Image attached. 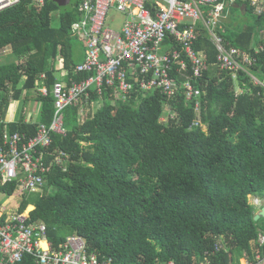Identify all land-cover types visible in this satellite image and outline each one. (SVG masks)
<instances>
[{"label": "trees", "instance_id": "1", "mask_svg": "<svg viewBox=\"0 0 264 264\" xmlns=\"http://www.w3.org/2000/svg\"><path fill=\"white\" fill-rule=\"evenodd\" d=\"M71 1L20 0L0 11V53L9 51L0 59V134L34 135L40 123L52 121L53 84L89 75L75 70L85 47L81 41L76 60L72 25L83 13L81 0ZM217 2L225 3L216 31L226 46L255 57L237 82L219 68L217 50L198 21L194 48L208 68L192 80L197 100H186L183 76L173 97L158 90H134L124 99L110 89L91 91L64 110L65 135H51L48 150L62 152L64 162L50 167L44 187L18 201L14 185L4 188L10 206L46 225L53 248L77 234L88 253L114 264H240L253 252L264 254V217L254 220L260 204L253 201L264 202V13L252 0ZM201 8L206 16L210 6ZM247 14L253 26L243 25ZM164 46L180 49L171 37ZM20 99L40 102L38 121L22 115L7 120L11 103ZM16 264L36 263L25 256Z\"/></svg>", "mask_w": 264, "mask_h": 264}, {"label": "built area", "instance_id": "2", "mask_svg": "<svg viewBox=\"0 0 264 264\" xmlns=\"http://www.w3.org/2000/svg\"><path fill=\"white\" fill-rule=\"evenodd\" d=\"M20 0H0V11ZM43 5L44 0H32ZM150 7H146V3ZM257 13H264V0H252ZM202 6H210L205 16ZM82 19L72 25V36L84 43V60L75 70L89 74L79 81L57 80L51 94L54 114L49 125L40 123L34 135L25 132L0 134V188L14 185L18 194L40 191L46 174L56 163L64 162L63 153H51L52 134L65 135L64 110L76 106L92 93L101 95L107 90L123 99L131 91L149 93L158 90L173 97L179 90L177 76H183L182 87L186 100H197L200 90L193 79L208 68L201 52L195 50L196 25L200 21L217 50V64L230 72L237 82L238 72H248L255 57L235 47H227L216 31L223 17L224 2L217 0H81ZM112 9L125 15L118 28H111L107 16ZM171 37L179 50L166 48L164 41ZM261 49V47H260ZM177 64L176 76L171 72ZM190 70V76L185 74ZM254 78V77H253ZM255 82L260 83L254 78ZM40 91L45 95L47 88ZM195 101V108H198ZM174 114L171 115V117ZM166 120L165 116L161 117ZM195 120L193 125H198ZM260 204V199H253ZM259 244H264V234ZM30 256L36 264H114L87 252L85 240L68 235L60 249L52 247L43 222H30L25 213L0 207V264H16ZM244 264H264V254L254 253L243 258ZM166 264H175L169 261Z\"/></svg>", "mask_w": 264, "mask_h": 264}, {"label": "rangeland", "instance_id": "3", "mask_svg": "<svg viewBox=\"0 0 264 264\" xmlns=\"http://www.w3.org/2000/svg\"><path fill=\"white\" fill-rule=\"evenodd\" d=\"M72 3L74 2V0L71 1ZM125 20V15L116 10V9H112L108 16H107V23L106 25H108L111 28H118L122 25V23ZM225 20H229V18L227 17V19ZM242 23L243 25H250L253 26V18L250 15H246L243 19H242ZM54 24L57 26L58 25V20L54 21ZM71 44H72V50H73V54H74V58L76 60L81 59L82 56V52L84 50L83 48V43L81 42L80 38H72L71 40ZM6 58V54L4 52L0 53V59L2 61H4V59ZM240 88H237V91H239ZM101 102H97L92 104L91 108L92 110H96L99 106H100ZM40 107L41 104L39 101L37 100H27L24 101L22 99L12 102L10 107H9V113H8V119H12L14 120V118H18L19 116H23L25 119L31 118L33 121H38L39 120V112H40ZM81 110H83V112L87 111V109L85 108V106L83 105L81 107ZM15 197L14 201H18L21 197H25L27 196L28 199L33 198L32 196H34L31 193L25 192L24 194H18V193H14L13 195ZM10 198L3 190H1L0 188V207L3 208L7 205V203L10 201ZM250 201H252L251 197L249 198ZM264 206V202L261 199L260 201V207H255V213L259 212L262 207ZM13 208L10 206L9 208V212H13ZM259 227L261 228V230H264V220H261L259 222ZM244 260L241 259L240 260V264H244Z\"/></svg>", "mask_w": 264, "mask_h": 264}, {"label": "water", "instance_id": "4", "mask_svg": "<svg viewBox=\"0 0 264 264\" xmlns=\"http://www.w3.org/2000/svg\"><path fill=\"white\" fill-rule=\"evenodd\" d=\"M56 1L59 3V5H67L70 2V0H56ZM260 217H264V207H262V209L259 212L255 213L254 220H257Z\"/></svg>", "mask_w": 264, "mask_h": 264}, {"label": "crops", "instance_id": "5", "mask_svg": "<svg viewBox=\"0 0 264 264\" xmlns=\"http://www.w3.org/2000/svg\"><path fill=\"white\" fill-rule=\"evenodd\" d=\"M9 51H8V49H6L5 51H4V53L5 54H7ZM83 60H84V58H83ZM82 60V61H83ZM81 61V62H82ZM62 80H64V79H62ZM7 120H8V118H7ZM26 120H28V119H26ZM4 188H6V187H4ZM1 190H3L4 191V189H1ZM6 193V192H5ZM15 193V191L13 192V194ZM6 207H9L10 208V205H9V202L7 203V205H6ZM14 210L13 211H15V209H17V207H15V206H11Z\"/></svg>", "mask_w": 264, "mask_h": 264}]
</instances>
